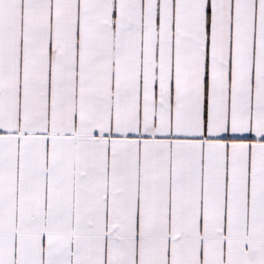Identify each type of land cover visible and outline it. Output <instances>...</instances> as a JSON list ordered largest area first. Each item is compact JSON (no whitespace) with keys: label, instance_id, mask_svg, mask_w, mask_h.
I'll return each instance as SVG.
<instances>
[{"label":"snow or ice","instance_id":"obj_1","mask_svg":"<svg viewBox=\"0 0 264 264\" xmlns=\"http://www.w3.org/2000/svg\"><path fill=\"white\" fill-rule=\"evenodd\" d=\"M0 264H264V0H0Z\"/></svg>","mask_w":264,"mask_h":264}]
</instances>
